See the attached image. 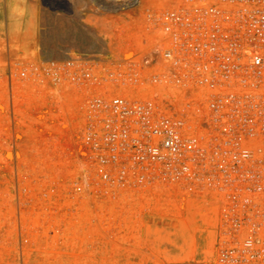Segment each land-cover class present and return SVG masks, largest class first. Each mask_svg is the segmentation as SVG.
<instances>
[{
	"label": "built area",
	"instance_id": "built-area-1",
	"mask_svg": "<svg viewBox=\"0 0 264 264\" xmlns=\"http://www.w3.org/2000/svg\"><path fill=\"white\" fill-rule=\"evenodd\" d=\"M140 34L128 57L42 69L85 101V184L195 192L218 208V261L264 264V0H147Z\"/></svg>",
	"mask_w": 264,
	"mask_h": 264
},
{
	"label": "rangeland",
	"instance_id": "rangeland-1",
	"mask_svg": "<svg viewBox=\"0 0 264 264\" xmlns=\"http://www.w3.org/2000/svg\"><path fill=\"white\" fill-rule=\"evenodd\" d=\"M90 1L76 15L43 0H0V264H222L225 231L208 199L183 187L110 195L85 184V101L42 69L142 49L147 7ZM54 15L85 26L101 46L59 44L61 55L49 57L45 17Z\"/></svg>",
	"mask_w": 264,
	"mask_h": 264
},
{
	"label": "bare ground",
	"instance_id": "bare-ground-1",
	"mask_svg": "<svg viewBox=\"0 0 264 264\" xmlns=\"http://www.w3.org/2000/svg\"><path fill=\"white\" fill-rule=\"evenodd\" d=\"M43 1L51 5L53 8L54 7L55 8L60 7L61 9L67 8L66 11L69 12L74 11L76 14L80 11L78 9L82 8L80 6L85 5L87 3L86 1L88 0H43ZM136 1L137 0H131L130 2L133 5L134 2ZM89 2L92 1L89 0ZM115 2H119V0H111L112 5ZM66 5H68L69 7L68 6L66 7ZM77 10L78 12H76ZM45 22H46V33H45L44 42L46 48L44 51L49 57H55V56L57 57L61 55L62 51L56 49V45L59 44H66L70 46L77 45L84 48H95L101 46V41H97L96 39L90 37L88 28H86L81 24L78 25L77 23H74L72 19H66L65 17L62 18L54 15L53 17L52 16L45 17ZM67 47L69 48V46Z\"/></svg>",
	"mask_w": 264,
	"mask_h": 264
}]
</instances>
